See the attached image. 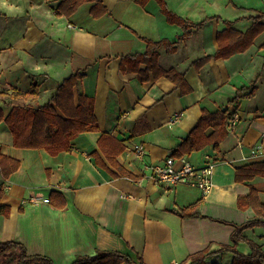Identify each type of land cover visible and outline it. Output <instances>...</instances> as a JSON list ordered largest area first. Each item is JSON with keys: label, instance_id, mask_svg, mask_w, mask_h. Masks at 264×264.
Wrapping results in <instances>:
<instances>
[{"label": "crops", "instance_id": "0c3cea01", "mask_svg": "<svg viewBox=\"0 0 264 264\" xmlns=\"http://www.w3.org/2000/svg\"><path fill=\"white\" fill-rule=\"evenodd\" d=\"M62 1L0 0V81L27 91L36 77L41 89L37 103L43 104L66 77L85 72L80 89L95 97L100 129L79 134L71 151L51 155L45 148L15 147L13 133L0 123L1 153L20 161L8 179L0 171L5 186L0 204L10 207V215L0 214V241H21L29 253L46 254L54 264H72L77 255L98 248L141 257L146 264H184L189 255L208 248V264H231L232 253L221 247L232 244V224L256 217L253 208L238 207V198L254 186L264 202L263 176L248 183L236 180L238 166L264 160V32L229 58H211L201 67L194 62L216 54L224 21L245 32L264 13V0H166L171 10L194 23L207 20L175 52L160 48L163 69L185 72L191 86L186 94L152 70L142 80L137 72L121 68L123 56L147 51L145 39L175 43L184 33L167 20L157 0L145 6L136 0H98V8L107 10L101 16L92 11L96 0H86L70 15L57 14ZM257 75V92L241 100L235 128L227 122L220 159L213 144L184 156L196 166L208 159L215 163L212 188L204 193L159 183L149 166L171 156L203 109L232 108L229 101L238 89ZM103 132L123 143L117 159L136 181L97 163L95 151L115 170L99 145ZM136 144L142 145L143 155L135 152ZM53 190L65 199L64 207L50 202ZM55 199L62 201L60 195ZM198 200L200 216L182 217L175 211ZM246 233L264 247V227ZM238 249L251 252L246 242Z\"/></svg>", "mask_w": 264, "mask_h": 264}, {"label": "trees", "instance_id": "16d2710c", "mask_svg": "<svg viewBox=\"0 0 264 264\" xmlns=\"http://www.w3.org/2000/svg\"><path fill=\"white\" fill-rule=\"evenodd\" d=\"M86 0H63L57 7V14H72L79 5ZM92 7L95 16H101L107 10L105 6L98 8L100 1ZM145 6L149 0H136ZM161 11L166 15L170 23L178 24L184 33L179 36L175 43L166 39L154 41L145 39L148 44L147 51L143 54L123 56L121 62L122 70L137 72L141 79H148L145 72L152 70L155 77L166 76L171 79L183 94L191 91V86L186 80L185 72L176 68L163 69L159 64L160 48L165 47L168 52H175L178 43L192 36L193 31L202 28L207 20L199 23L186 19L171 10L166 0H157ZM264 13L254 18L253 24L242 32L233 27L230 21H224L226 28L217 33L219 49L214 55H208L194 62L197 67L205 65L211 58H229L230 56L245 51L249 48L255 38L264 32ZM147 64V68L142 70L140 65ZM85 72L77 71L66 77L57 87L56 92L49 101L38 104L41 93L40 83L36 77L29 90L23 91L7 83L0 81V123L5 122L13 133L14 146L19 148H45L51 155H57L63 151L72 150V141L81 133L98 131L100 129L98 119L95 114V97L90 96L80 89L81 80ZM259 75L250 85L238 89L236 95L229 101L232 108L227 107L216 113L203 109L202 115L197 124L191 129L183 142L172 149L171 156L182 158L191 155L195 151H200L209 144H213L216 151V159L222 156L221 142L228 136V118L240 106L241 100L245 97H253L257 92ZM4 107H8V113ZM99 145L108 161L115 168L111 169L97 151L93 152L98 164L111 171L115 176H124L131 180L138 177L127 170L118 161V156L123 152V143L103 132L99 139ZM108 145V146H106ZM20 161L8 157L1 153L0 149V171L5 179L17 171ZM264 177V160L254 161L250 164L238 166L236 168V180L242 183L253 181L256 177ZM5 193V186L0 185V201ZM55 195H60L62 201L57 202ZM50 202L57 207L66 205L65 199L58 191L53 190ZM201 200L188 206L176 209L175 211L182 217L200 216L199 205ZM240 209L253 208L256 217L241 224L233 223L234 230L231 234V245H223L222 252H230L233 255L231 264H262L264 262L263 244L250 237L246 231L264 227V202L261 200L259 190L251 187L247 195L238 198ZM0 214L10 215V207L0 204ZM241 242H246L251 252L243 254L238 246ZM211 251L207 248L189 255L184 264H208L207 258ZM10 256L18 260V264H54L53 259L41 253H29L26 245L21 241L9 240L0 241V256ZM1 258V257H0ZM139 260V261H138ZM134 259L130 254L113 249H96L94 253L79 254L72 264H146L141 257ZM218 264V263H215Z\"/></svg>", "mask_w": 264, "mask_h": 264}, {"label": "built area", "instance_id": "2783aa9c", "mask_svg": "<svg viewBox=\"0 0 264 264\" xmlns=\"http://www.w3.org/2000/svg\"><path fill=\"white\" fill-rule=\"evenodd\" d=\"M239 120V114L235 111L228 118V128L233 130ZM137 155H143L144 150L141 144L134 146ZM214 162L210 159L202 166L194 165L186 157L176 160L173 156H168L164 162L150 165L153 177L161 184L167 187H176L178 185H187L201 189L207 193L213 186L212 172ZM173 264H180L175 262Z\"/></svg>", "mask_w": 264, "mask_h": 264}, {"label": "rangeland", "instance_id": "374dc122", "mask_svg": "<svg viewBox=\"0 0 264 264\" xmlns=\"http://www.w3.org/2000/svg\"><path fill=\"white\" fill-rule=\"evenodd\" d=\"M7 108V107H6ZM0 264H18V260L10 257V256H7L5 258V255H1L0 256ZM226 259H222L221 262H225Z\"/></svg>", "mask_w": 264, "mask_h": 264}]
</instances>
